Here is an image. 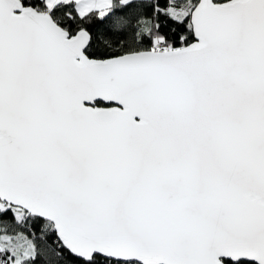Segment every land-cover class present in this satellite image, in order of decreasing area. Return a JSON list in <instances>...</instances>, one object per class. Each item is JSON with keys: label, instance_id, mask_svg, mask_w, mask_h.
Returning <instances> with one entry per match:
<instances>
[{"label": "snow or ice", "instance_id": "6c2138e0", "mask_svg": "<svg viewBox=\"0 0 264 264\" xmlns=\"http://www.w3.org/2000/svg\"><path fill=\"white\" fill-rule=\"evenodd\" d=\"M0 264H264V0H0Z\"/></svg>", "mask_w": 264, "mask_h": 264}]
</instances>
